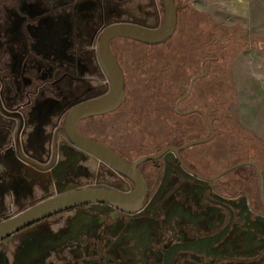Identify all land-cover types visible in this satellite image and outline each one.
Returning a JSON list of instances; mask_svg holds the SVG:
<instances>
[{
	"label": "flooded vegetation",
	"instance_id": "af4514ba",
	"mask_svg": "<svg viewBox=\"0 0 264 264\" xmlns=\"http://www.w3.org/2000/svg\"><path fill=\"white\" fill-rule=\"evenodd\" d=\"M105 1H114L111 8L119 14L112 22L152 28L163 23L164 6L163 12L157 10L162 0H56L51 19L44 14L36 18L35 41L28 53L43 57L45 67L62 61L64 73L49 77V68L37 70L25 58L6 60L9 74L0 69V220L48 196L84 186L142 194L123 207L87 202L22 226L0 241V264H264V152L255 147L256 157L249 156L247 146L252 144L238 147L243 145L239 140L220 131L227 115H219L225 108L217 105L211 88L216 35L203 44L207 55L202 61L199 38L188 37L186 56L178 53L177 62L163 48L173 35L157 43L125 36L112 39L111 49L124 74V99L112 111L81 119L100 117L103 128L98 135L78 127L120 155L135 177L67 136L62 126L70 106L110 89L97 56L99 35L107 23L88 48L75 46L94 55L98 93L54 109L64 98L62 76L73 73L67 67L72 62V48L65 42L68 21L76 28L75 18L89 5L108 12ZM175 3L178 12L184 8L181 1ZM132 12L140 19L121 18ZM177 18L176 29L178 13ZM186 22L194 33L195 21L189 17ZM213 24L209 17V30L204 31L209 36L215 34ZM186 71L192 73L189 80ZM203 78H208V89H202ZM111 113L112 121H105ZM239 125L255 136L250 141H264ZM60 132L65 140L58 138ZM4 205L24 206L5 212Z\"/></svg>",
	"mask_w": 264,
	"mask_h": 264
},
{
	"label": "rangeland",
	"instance_id": "374dc122",
	"mask_svg": "<svg viewBox=\"0 0 264 264\" xmlns=\"http://www.w3.org/2000/svg\"><path fill=\"white\" fill-rule=\"evenodd\" d=\"M176 1H181L184 8H180L178 12L179 22L175 33L171 39L163 45V48L168 50L170 58L172 57L171 60L177 62L176 58L179 57L178 53L183 54V57L186 56L188 37L195 35L200 41L201 48L199 58L200 61H202L207 55L203 50V44L207 43L209 39H213V36L216 35L217 40L213 47L217 52V57L215 62L211 64L210 71L211 74L214 73L215 75V87L211 88L215 90L217 105L221 108H225L220 110L219 115H227V119L222 121L226 123L223 126L224 130L222 129L220 131L223 133L226 132L227 137L233 140H239L238 144L243 145L238 147L245 148V143L252 144L246 145L248 148L247 153L249 156L256 157L257 150L253 148L258 147V150L263 149L264 152V141L262 143L250 141L251 138L255 136L241 129L242 127L239 125V119L241 101L246 103L251 98L254 100L256 99L253 102L257 103V111L262 115L264 113V102L261 101L264 100V81L260 80L256 75L264 76V66L261 68V64L264 65V0ZM105 3L109 5H107L109 9L108 12L105 11L102 13L97 5L94 6L95 10H92L89 5V7H86V9L84 8L78 13L75 22L77 23V27H79L80 24L85 31L88 29V33H86L88 34V38L84 39L80 34L78 35L79 37L75 36L74 38L73 36L75 46L90 44L93 39L99 35L104 24L119 18V14L114 12L111 8L114 5V1H105ZM20 7L21 5L18 0H0L1 72L10 73L9 67L8 70H6L7 67H5L6 60L14 61L18 58L20 61L22 58H25L26 61L37 68V70L49 68V77L62 75L64 72L62 73L61 70L65 69L59 65L62 61H58V59H56V62L49 60L53 64L45 67L46 64L43 57H38L39 59L42 58V60H39L35 55H30V53H28L30 50V37L32 35L28 27L34 23L36 24L37 20L30 16L22 17L19 12ZM131 9L134 10L133 7H131ZM158 9L163 12V5L161 2H159L157 10ZM121 10L127 11L128 8H121ZM189 17L195 21L196 28L193 29L194 33L186 29V21ZM209 17L215 20V24L211 26V30L215 31V34L211 33L210 36L206 33L209 30ZM121 18L140 19L139 15L135 12L130 14L125 13ZM75 46L74 50L72 49L71 64H69V66L65 65L68 69H71L73 73L62 76L63 80L61 86L64 91L62 92L64 98L60 101L61 103H57L59 107L54 109L59 110V108L67 106L73 100L85 96L96 95L98 93L99 86L97 79H100V73L94 60V55L90 50L85 51L84 48H82V50H77ZM56 58H58V55ZM179 60L180 59H178V61ZM206 69L207 71L209 70V63H206ZM172 71L176 70H170V72ZM191 75V72L188 73V71H186L187 80L190 79ZM38 80L41 81L40 78H38ZM201 85L202 89H208V78H203L201 80ZM245 96L248 98H245ZM245 110L244 108L243 112H245ZM256 114L258 115V113ZM114 115V113H111L109 116L105 117V121L111 122ZM48 116L50 115H47V117ZM101 122L100 117H92L81 120L79 126L88 134L98 135L103 128ZM260 122L264 125V118L260 120ZM45 127L50 126L44 125V128ZM65 136V133L62 132L58 134V138L62 140H65ZM141 137L145 138L146 136L142 135ZM21 206L24 205H4L5 208L3 207L2 210L5 212L13 208L15 210H20Z\"/></svg>",
	"mask_w": 264,
	"mask_h": 264
},
{
	"label": "water",
	"instance_id": "95a60500",
	"mask_svg": "<svg viewBox=\"0 0 264 264\" xmlns=\"http://www.w3.org/2000/svg\"><path fill=\"white\" fill-rule=\"evenodd\" d=\"M162 1L165 15L163 23L158 27L152 28L128 21L111 22L104 27L99 35L97 56L110 81V89L102 96L88 97L72 104L62 126L75 145L131 177L136 175L133 167L97 139L82 134L78 124L81 119L114 110L124 99V74L111 49L113 38L125 36L144 42L157 43L166 41L174 34L178 19V6L175 0ZM141 194L139 190L125 194L101 185L65 190L1 219L0 241L18 228L68 207L87 202H108L123 207V204L131 203Z\"/></svg>",
	"mask_w": 264,
	"mask_h": 264
},
{
	"label": "crops",
	"instance_id": "0c3cea01",
	"mask_svg": "<svg viewBox=\"0 0 264 264\" xmlns=\"http://www.w3.org/2000/svg\"><path fill=\"white\" fill-rule=\"evenodd\" d=\"M71 1L76 2L77 0H71ZM18 2L21 5L20 10H19L20 15L22 17L30 16L32 18H37V17H39V15L44 14V17H47V19H51L52 14H50V13L52 11H54V8H56L58 5V4H56V0H18ZM47 14H49V15H47ZM34 24H32L30 27H28L31 32L33 30L32 28L34 27ZM87 31H88V29H86V31L84 29H82V25L79 24V27L75 28L68 21V31H67L66 39H65L66 44L70 48L73 49L75 46L73 36H74V38H75V36L79 37L78 35L80 34L82 36V38L87 39L88 38V36H87L88 34H86V33H88ZM32 34H33V32H32ZM33 38H34L33 35H31L30 42L35 41ZM76 42H77V40H76ZM83 46L87 47V48L89 47L88 44L83 45ZM263 66L264 65L261 64V68H263ZM256 75L260 78V80L264 81V76H261L258 74H256ZM253 95H255V94H253ZM245 98H248V97L245 96ZM255 100L253 98H251L246 103L244 101H241L240 119L239 120L244 127L250 129L254 133H257L259 136L264 138V125L260 122V120H262L264 118V113L262 115L257 111V109H256L258 107L257 103L253 102ZM261 101L264 102V100H261ZM244 108L246 109L245 112H243ZM252 108H253V110H252ZM256 113H258V115ZM244 114H245V116H244Z\"/></svg>",
	"mask_w": 264,
	"mask_h": 264
}]
</instances>
